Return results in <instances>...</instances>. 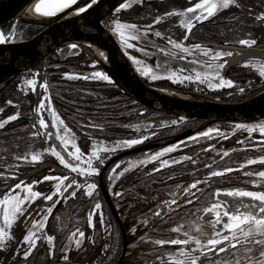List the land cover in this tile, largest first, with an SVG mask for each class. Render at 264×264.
<instances>
[{
	"label": "flooded vegetation",
	"instance_id": "1",
	"mask_svg": "<svg viewBox=\"0 0 264 264\" xmlns=\"http://www.w3.org/2000/svg\"><path fill=\"white\" fill-rule=\"evenodd\" d=\"M255 1L257 4L260 3L261 0ZM260 14H264V8L257 9L255 16H252L253 22L251 21V23H246L243 21L239 26L243 27L244 29H249L251 28L252 23H256L258 25L264 23L255 19V17ZM227 21H229V19L225 20V22ZM240 21L242 20L240 19ZM209 22H212L217 26V30L220 32L219 37L206 35L207 31L203 29V24ZM221 22L223 21L215 19L203 22L202 24H198L193 28V31L191 34H189V37L194 38L196 41H215L214 43H217L216 41L221 40L238 41L240 38H238L237 40H233L235 32L232 29L227 32L226 28L228 26L226 27L224 24L221 26ZM226 24L232 25L233 27L235 25V21ZM33 26H36V24L27 23L26 25L25 23H22V21L12 20L6 24L3 31L9 33L10 35L12 31L15 30L16 34L14 43H17L27 41L31 37L35 36L45 29L44 26L38 25V27H40L39 31L33 34ZM220 26L221 28L223 27L222 31L219 30ZM61 46H59L58 48H60ZM242 50L264 51V42H260L257 39V44L252 49L242 48L239 51ZM52 55L56 56L58 62L57 64L66 62L71 59L66 52L62 53L61 55L56 52ZM44 59L40 63H42ZM243 60L264 61L263 59L259 58L239 59L238 63L230 66L227 65L228 67L226 66L223 73L226 74L231 69L237 68L240 65V62ZM40 63H38L37 65H39ZM53 63H55V61H53ZM37 65L21 72L8 85L3 87L0 86V99L1 97L5 98V100L2 99L5 103L0 102L3 105L1 106L0 104V108H3L6 111L1 112V114L3 113V117H0V121L6 119L9 115H12L13 111L15 114V111L18 108V112L21 114L18 120L9 122L5 125V128L3 130H8L10 132L3 133L0 136H10L11 138V134H15L18 129L17 125L13 124L19 122L21 124H24L26 128L19 129V131L22 132V135L19 137V140L21 142L19 144H23L26 138V141L29 143L36 140L37 142L43 144V146L46 148V155L50 153L49 148L54 145L52 143V140L48 139L44 135L34 136L32 134V132L37 130L36 128H33L32 125L34 123L38 125V119L40 118V116H43L45 121H50V117L49 115H46L45 111L38 110V105L44 95L42 90V85L44 82H47L48 85L50 83L51 86L53 85L52 88L57 91L55 93L57 97L60 96L62 99H66L67 101H69L67 105H63L59 102L58 104L57 102H53V95L51 96V93H48L51 98L50 104L53 106L55 112L64 121V124L71 129L70 133L74 134V140H72V143H75L78 147H80L81 151L85 153V156H88L90 154L89 150L87 149L90 144L96 143L97 141H105L109 137L113 136L112 128L114 124H118V126L121 124L129 125L132 122L139 120L138 117L120 118L121 116H125V113H129V107H121V103L119 101L114 102L115 99L113 100V94L107 91V82L90 81L84 84L82 80H78L79 85L73 86V88H71V86L58 87L57 82H60L61 80L59 76L67 72L65 71L67 70V68H69V71H72L71 67L66 66L67 68H65L64 66L58 65V67L61 69L50 70L46 67L40 68L41 64L39 66ZM35 69L37 70L36 73L40 74L36 79V92L40 94L39 100L33 98V93L36 92L30 93L31 89H27L24 85V79H31L33 77H36L27 76L29 72ZM240 75V78L246 77L243 69H241ZM147 84L153 86L149 83ZM84 85H86L87 87ZM21 88H23V91H21ZM257 88L258 89L256 90L261 91L246 100H249L264 91V85H258ZM75 92L77 94H72L74 97L71 96V93ZM78 94H80L81 96H78ZM117 96H120L121 98L123 96L126 100L130 99V96L123 91H120ZM211 97L215 98L214 96ZM133 100L136 101L135 99ZM246 100L237 102H243ZM9 101H12V103L9 104ZM71 101L74 102L72 103ZM137 105L141 106V108H145V106L139 102ZM118 114L121 115L119 117H116V115ZM197 120L198 119L192 118L187 120L188 122L200 123L194 127H190L182 133L174 134L172 132L169 136H165L166 134H163V136H165V139L162 140L161 133L159 134L157 132V134L151 136L150 139L145 141L144 143L133 146L130 149L120 150L110 159H108L100 167V175L92 178L98 184L97 192L102 204L101 209L97 210L96 215L93 218L95 228H93L92 225L87 222V216L92 210L94 199L88 198L85 195H81L79 191L77 192V196L74 198H69L66 200L61 199L59 203L55 205L52 215L49 217L45 228L42 230V232L47 235L55 236V240L53 241L54 249L50 250V246L47 244L46 239L38 240L37 246L32 251V255L29 257V261L27 262V264H164V262L161 260V257H167L181 247L169 244H165L163 246L155 244V241L158 239H174L180 234L172 231L171 227L169 229L170 223L167 224V222H169L168 220H175L184 217L186 219L195 220L199 223L201 222L202 224L204 222L206 226L209 227V225L211 224L206 222L209 217L205 215L203 210L206 207H209L210 204L216 200V197L214 196V192L216 189H220L222 192L232 189L250 191L264 190V185H261V187L258 188L254 187L251 183H246L252 178L244 176L243 173L245 171L255 172L264 170V165H249L246 168H242L241 166L245 164L247 159L258 158L259 156L264 155V152L258 151L257 144H253L252 141H249L246 145L239 144V140L246 139V137L248 136L246 132L240 129L239 131L241 133L238 131L237 133L235 132L228 135L227 139H222L221 141L219 140L218 146H223V149L219 150L221 154L216 159L217 161H214L211 156H208L204 159H199V168H194L193 163L186 161L182 164L173 165L172 167L162 168L160 172L153 171V169L157 167V163H155V165L152 167V165L154 164L153 163L145 166L146 169H140L128 173L124 177H120L116 180V188L109 190L110 182L107 180V177L110 174L111 168L114 167L115 164L119 163L121 165V169H123L129 165V162L137 158L136 156H139L144 151L145 153L153 151L155 153L165 146L175 144L194 135V133L198 132L199 130L194 132L193 130L200 127L204 123V120ZM259 121H264V118L247 123H255ZM219 123H226L230 125L237 124L229 122ZM88 124H97L100 127H85V125ZM191 124L192 123H188L182 128L187 127ZM41 132L43 133L44 130L42 129ZM185 134L187 135L182 138H178L179 136ZM167 137L169 138L167 139ZM252 140L256 142H259L261 140L258 132L252 134ZM72 143L69 144V150L74 151V149H72L71 147ZM16 144H18V142ZM233 148L237 149V151L232 152L231 149ZM201 150L203 151L202 154H210V150L206 151L207 148H202ZM62 151L65 152V149ZM224 151H229V156H223L222 153ZM28 152H25L23 154H26L29 159L31 158L32 151L30 150ZM192 157L194 159L197 158L194 157V155ZM10 159L11 161H7L5 163L0 162V173H5L6 171L12 173L10 178L4 179V177H0V199H3L5 194L22 195V193L19 192V189H17L15 193L11 192V188L14 187L17 182L29 183L33 186L34 190H38L43 194L45 192V195L50 194L49 189L53 188V181H43V177L49 172L54 175L61 173L69 174L70 179L76 178L78 181L84 180V177H76L75 173H71L69 169H64L63 166L59 164V161H47L34 168L29 169L30 165L28 161L21 160L20 163H17V157L15 156H13L14 161L11 156ZM207 164H212L213 168L216 164H219L218 168H214L216 170H221L228 167L240 170L233 171L231 173L226 172L225 176L223 177L212 178L211 183L213 187L211 189H206L205 193H198V195H200L201 197L200 199L192 197L193 203H184L187 196L189 195L186 190L188 189L190 184L198 179H204V177L207 176V174L212 170L206 167ZM94 166H96V163ZM121 169H117V172H119ZM38 181L43 182L37 183ZM65 182V184L68 183L67 181ZM200 187L204 186L200 185ZM164 188L170 189L173 195H171L170 197H162L160 191ZM117 189L125 193V195L119 198V200L114 198L112 195V192ZM71 190L72 189H69V191ZM158 192L160 193V195L157 197ZM146 194H151V198L146 197ZM95 195L96 194L94 193V197ZM54 199H56V197H54ZM173 199L181 201L182 206H177L174 204L172 205V207H168L165 204V201L170 202ZM37 200L39 201L34 203V205H32L28 209V211H25L23 216L17 215V217L14 219V223L11 229V235L13 236V239L8 242L6 247L0 250V264H26V262L23 261L22 255L24 247L26 246L22 247V241L19 242L18 240L22 236L21 233L26 230L24 226L28 227L29 223L32 224L33 221L40 220V212L46 209L52 203L50 201L44 200V197H39ZM146 200H148L147 206L146 204L144 206ZM224 200L227 204V201L229 199L224 198ZM154 210H160L161 215L159 217L154 216ZM100 212H103L105 216V222L103 225L98 222ZM29 216L31 217L30 220L27 219ZM24 217L26 219H23ZM56 217H59V219H56ZM146 217L148 218L147 226L141 223V221ZM200 217H204V219L201 220ZM21 219L22 221H24L22 224ZM25 220H27L28 224H25ZM171 223L174 224L175 222L171 221ZM106 227L111 231V235H109L108 232L105 231ZM134 227L136 228L135 234L132 233V228ZM17 228H19V230H17ZM77 229L82 230L85 233V237L81 242V246L77 248V246L74 245V247H69V250L65 251L64 246L66 245V239L73 232H77ZM208 232V229H206L205 237L202 239L209 238ZM141 236H143L144 239H140ZM76 238H78V232ZM239 247L240 251L238 255L241 258L245 257L244 255H258L257 248V250L253 253H246V251H241L242 245ZM47 250L49 253L47 252ZM17 252H20L21 255L17 256ZM64 255L69 256L68 261H65L63 259ZM220 255L225 259L228 258V253H221ZM245 264H247V261L245 262Z\"/></svg>",
	"mask_w": 264,
	"mask_h": 264
},
{
	"label": "snow or ice",
	"instance_id": "2",
	"mask_svg": "<svg viewBox=\"0 0 264 264\" xmlns=\"http://www.w3.org/2000/svg\"><path fill=\"white\" fill-rule=\"evenodd\" d=\"M143 0H121L120 4L116 6L114 10L116 13H119L121 9H129L133 4H142ZM78 4V0H40L39 3H36L35 8L37 13L43 17H55L59 13L65 12V10L72 9V12L67 13V16L70 17L73 13L82 19L86 25L100 30L101 26L104 28L110 29L113 34L119 37L120 44L125 50L124 54L127 56L128 60L134 66V70L142 77L150 78L151 81L166 79L171 81L174 84H185V82L198 85L197 90L200 91L199 85L203 84L212 91H217L224 88H234L233 81L231 79H226L222 73L225 70L226 66L229 64L231 58L243 55L242 53L234 52L228 48H222L214 50L208 47H202L201 44H189L185 46L183 42H177V40L168 38V43L171 44L172 49L176 50L173 52H166L165 49L160 48V52H164L165 55H177L182 54L181 59H186L187 57L193 56L195 52H199L200 55L208 57L206 61V68L208 71H195L194 74H184L185 70L183 68L178 71H170L166 74L154 73L152 68L146 65H143V62L132 55H128L127 49L135 48L136 51L142 52L144 55H149L144 48H138L136 45L130 41H138L140 36V28L136 24L123 23L119 18H116L112 21L110 25L107 20L109 13L103 12V3L101 0H83L78 7H73ZM236 8L243 10V0H199L195 3L194 6L187 7L184 11H167L164 16H159L154 20V24H148L144 26L143 35L146 37L154 25H159L166 17H184L185 21L182 22V26L186 29V33L183 37V40H188V35L192 33L193 28L196 23L202 24L204 21L209 20V18L218 14L221 10H228L230 8ZM91 10V11H90ZM86 14V15H82ZM188 14H193L191 18L188 17ZM64 19L65 17H60ZM256 20L264 22V14H260L255 17ZM155 37L163 39V33L161 31H155L152 33ZM64 39H68L64 37ZM15 42V31L12 32V35L6 34L5 31L0 30V46L6 45L7 43ZM239 45L246 46L248 49H252L256 44L257 40L251 36L249 38L239 39L237 42ZM92 47V44H89V48ZM69 48L76 50L78 48L77 43H71ZM247 55H254V53H248ZM100 56L104 57V60H108V56L105 55L103 51H100ZM23 59V58H20ZM191 64H198L197 59H192ZM238 63V62H237ZM246 67L248 65H245ZM92 68H96V62L94 61L91 65ZM157 67H160L157 65ZM260 76L264 77V68L260 70ZM39 73H36L35 76H39ZM68 79H84V80H98L104 81L108 84L115 85V81L104 71L95 70L92 71L90 76L88 75H68ZM24 85L31 89L32 92L36 91L37 80L35 77L31 79H25ZM251 87V84H249ZM43 98L38 105L39 111H48V104L45 101L50 103L49 85L47 82H44L42 85ZM23 91V88H21ZM238 91L241 95L245 94V87H238ZM9 104L12 101L8 102ZM3 110L0 109V112ZM143 115V112L140 113ZM21 114L16 112L15 114L9 115L6 119L0 121V129H4L5 125L9 122L16 121L20 118ZM51 123L53 126L60 125L63 127H56L55 133H53L49 128V123H46L43 116H40L38 119V125L33 124L32 127L37 130L33 133L34 136L44 135L48 139H54L59 142V145L65 149L67 156L71 159H66L65 155L62 154L57 146L53 145L49 148V151L52 156H54L59 164L63 166L64 169H69L71 173H75L76 177H84L83 181H78L76 178H71L69 174H57V175H46L43 177V181H56L55 191L52 194H43L38 190H34L33 186L29 183L17 182L14 187L11 188V192L15 193L19 189L22 193L16 195L5 194L3 199H0V216L3 217V223L0 224V250L6 246V241H11L13 236L10 234L9 229L12 227L14 218L19 215L23 216L26 208L25 205H29L32 202V198L44 197V200L52 202L50 206L40 212L41 219L38 221H33L31 228L27 231L26 235L22 238V247H24L23 261H29V257L32 255V251L37 246V241L41 239H46L47 244L50 246V250L54 249L53 241L55 240L54 235H47L42 232L41 236L37 235L38 230H43L46 226V223L49 217L52 215L55 205L59 203L61 199H69L77 196L79 191L81 195H85L88 198L94 199L92 205V210L87 216V222L95 228L93 223V218L96 215L97 210H100L102 207L101 201L99 199V194L97 192L98 184L92 179L95 176L100 175V167L113 155H115L119 150L130 149L133 146L140 145L145 141L149 140V135H143L142 137L132 138V139H122L116 140L112 143L111 146H104L102 148H96L93 144L91 154L85 159V153L81 151V148L78 147L75 143H72L71 147L74 151L69 150V140L68 136L71 132V129L68 128L62 119L56 114L55 110L51 111ZM187 123V118L184 116H179L177 119H172L171 121L162 122L161 126L170 127L177 126L179 127L182 124ZM127 127V125H125ZM85 127H100L97 124H88ZM148 128H152V125H148ZM40 129H43L42 133ZM235 129L243 130L248 134L246 139L239 140L238 143L241 145H246L249 141H252L253 144H257V150L264 152V121H259L255 123L241 122L235 125ZM102 130V129H101ZM135 130L140 131V126L136 125ZM261 137L259 142L252 140V134L257 133ZM155 132H152V135H155ZM227 139L228 136L225 133H222L221 130L217 127H209L204 131L192 135L188 138L189 142L196 144L201 143L202 139ZM182 145L186 146L185 142H178L161 148L156 151L154 154H144L145 159H141L137 162L139 165H146L148 162H159V166L153 169L154 172H160L162 168L172 167L173 165L182 164L183 162L196 163V160L190 155H184L182 158H172V159H163L167 154L177 152L182 149ZM210 150V149H209ZM208 151V150H206ZM232 152L237 151V149H231ZM103 152L102 156L100 153ZM220 152H217V155H220ZM223 156H229V151H224ZM21 157H18L20 159ZM25 161H28V156L25 155L22 157ZM40 156L33 154L31 156L30 162H38ZM94 161L96 166H93ZM131 163V162H129ZM264 165V155L259 156L258 158L247 159L245 164L242 165V168H246L249 165ZM207 168L212 169L204 179H198L195 182L191 183L188 189L186 190L189 194L184 201V203L191 204L193 203L192 197L200 199L198 193H205L206 189H211L213 187L211 181L212 178L223 177L226 172L231 173L233 171H238L240 169H234L228 167L221 170H216L213 168L212 164H207ZM117 169H121L119 163L115 164L111 168L110 174L107 177L109 183V190L116 188V180L120 177H123L125 172L129 170L128 167L121 169L117 172ZM54 171V170H53ZM244 176H247L250 179L246 183H251L254 187H261L264 185V170L259 171H245ZM14 178V177H13ZM7 179V177H5ZM43 181H38L41 183ZM65 181L68 183L65 184ZM203 185L204 187H200ZM63 187V190H61ZM69 189H72L69 191ZM82 190V191H81ZM94 193L96 194L94 197ZM114 198L119 200V198L125 195L124 192L119 189L112 192ZM216 200L209 207H206L203 211L205 215L209 218L206 221L210 223L214 231V236H211L207 239H201L190 235L188 230L184 229V225L173 228L172 231L180 233L184 238H174V239H158L155 241V244L163 246L165 244L181 246L177 251L168 255L167 257H161V260L164 264H241V257L238 255L241 245L244 246L246 253L255 252L256 246H259L258 255H247L244 259L247 261V264H264V190L259 191H250V190H241V189H232L221 191L216 189L214 192ZM56 197V199H54ZM222 197L231 198L227 203L231 204V208L226 207V202ZM165 204L168 207L172 205L182 206L181 201L173 199L172 201H165ZM11 205L10 210H6L7 206ZM153 215L159 217L161 215L160 210H154ZM28 220L31 219L29 216ZM59 219V217H56ZM201 220L204 217H200ZM98 222L104 224L105 216L103 212H100ZM110 223V222H109ZM142 224L147 226L148 218L146 217L141 221ZM27 224V220H25ZM105 231L111 235L109 228H105ZM195 231L200 233L201 228L195 227ZM78 238L75 243L77 248L81 246V242L85 237V233L82 230L77 229ZM77 232H73L72 236H77ZM136 228H132V233L135 234ZM203 235V233H201ZM140 239H144L143 236ZM94 243V241H93ZM107 250V246H106ZM228 253V258L225 259L220 254ZM211 254V255H210ZM17 256L21 255L20 252L16 253ZM63 259L65 261L69 260L68 255H64Z\"/></svg>",
	"mask_w": 264,
	"mask_h": 264
},
{
	"label": "rangeland",
	"instance_id": "3",
	"mask_svg": "<svg viewBox=\"0 0 264 264\" xmlns=\"http://www.w3.org/2000/svg\"><path fill=\"white\" fill-rule=\"evenodd\" d=\"M197 2H199V0H143L142 4H133V6L129 9H121V11L119 13H116L113 10L112 12H110V15H108L106 18H107L108 23L110 25L112 24V21L114 19L119 18L121 20V22H123V23L136 24L140 28V32L138 33V35L140 36V39L138 41H130V42L133 43L134 45H136V47H138V48H144L145 51L149 53V55H144L142 52L136 51L135 48L127 49V53H128V55H132V56L136 57L137 59L141 60L143 62V65L151 67L154 73L166 74L167 72L178 71L179 69L183 68L185 70L184 74H186V75L187 74H194L195 71H201V72L208 71V69L205 66L206 61H208V57L200 55L199 52H195L193 56L187 57L186 59H181L182 54H177L175 56L165 55L164 52L159 51L160 48L165 49L166 52L176 51V50L172 49L171 44L168 43L169 37H171V39H173V40H177V42H183L185 44V46H188L189 44L199 43L202 45V47H208V48H212L214 50L222 49V48L226 47L228 49H231L234 52H238L240 49L247 48V47L243 46V45H239L237 43L238 41H222L221 40V41H216L217 43H214L215 41H202V40L196 41L194 38L189 37V35H188V40L184 41L183 37L186 33V29L182 26V22L185 21L184 17H175V16L174 17H166L161 22V24L154 25V27L151 29V31L149 32V34L146 37L143 35V31H144V26H147L150 23L154 24V20L159 16H164V14L167 11H184L187 7L194 6L195 3H197ZM237 11H238V9H236L234 7L230 8L228 10H221L218 12L217 15L209 18V20L217 19L219 21L225 22V20H227V19H229V20L233 19L235 21V25L233 27H232V25H228V27L226 26L227 32L231 29L235 32L233 40H237L238 38H240V39L249 38V36H251V37L255 38L256 40L258 39L260 42L261 41L264 42V23H262L260 25H258L256 23H252L251 28L244 29L243 27H241L239 25L243 21L247 20V18H245L247 16L241 17V15H236L234 17L235 12H237ZM232 14H234V15L232 16ZM192 15L193 14H188V17L191 18ZM249 17H251V16H249ZM240 19L242 21H240ZM209 20H207V21H209ZM204 22H206V21H204ZM22 23H25L27 25L26 22H22ZM198 24H200V23H196V25H198ZM221 26H220L219 30L222 31L223 27L221 28ZM37 27H38V25L33 26V28H32L33 34L39 31L40 27H38V28ZM108 30L113 34V32L110 29H108ZM13 31H15V30H13ZM155 31H161L163 33L164 38L161 39V38L155 37L152 34ZM6 34L9 35V33H6ZM15 34H16V31H15ZM11 35H12V33L10 34V36ZM113 36L115 37V39L117 38L116 41L119 44V46H121L120 41H119V37L115 34H113ZM71 43H74V42L63 44L60 48L55 50V53L57 52L60 55L64 52H66L71 58L68 61L57 64L58 62H57L56 56H53L51 54L48 57H46V59H44V61L42 63H40L42 66L39 64L40 68L46 67L47 69L49 68L50 70L61 69L58 67V65L64 66L65 68H67L66 66L71 67L72 71H69V68H67V70H65L67 72H65L64 74H61L59 76L61 78V80H60V82H57L58 87L71 86V88H73V86L79 85L78 80H82L84 82V84L87 82H90V81L98 82V80H91V79H89V80L68 79L66 74L73 75V76H76V75H88V76H90L91 72L95 71V70L104 71L107 74H109L108 70L104 67L103 63L100 61V59H98V57H96V54L94 52H92V50H90L89 48H87L84 45L79 44V43H77L78 48L76 50H73V49L69 48V45ZM121 48H122V46H121ZM192 59H197L199 61V63L195 64V65L191 64L190 61ZM53 61H55V63H53ZM94 61L96 62V68L95 69L91 67V65ZM39 65H37V66H39ZM157 65H159L160 67H157ZM245 65H248V66L246 67ZM262 68H264V61H255V60H243V61H241L240 65L237 68L231 69L226 74L222 73V75L226 79H231L233 81L234 85H236V87L231 88V89L224 88V89H220L217 91H212V90L208 89L206 87V85H203V84L199 85V88L201 90L198 91L197 90L198 85L188 83V82H185V84L182 85V84H174L171 81L166 80V79L151 81L150 78H146V77H141V78L143 80H145L147 83L153 85L154 87H156L158 89L174 91V92H177L180 94H182V93H194V94H202V95L206 94V95L214 96L215 98H218L220 100L229 101V102H231V101L237 102V101H241V100H246V99L252 97L253 95H255L256 93H258L259 91H261V90H256V89H258L257 88L258 85H264V77H261L259 74L260 70ZM241 69H243L244 74L246 75V77H244V78H240ZM36 72H37L36 69L32 70L31 72H29L27 74V76H35ZM35 78L37 79V76ZM249 84H251V87L249 86ZM49 85H50V87H49L50 92H48V93H51V96L53 95V97H54L53 102H57V103L59 102L63 105H67L69 103V101H67L66 99H62L60 96L57 97V95L55 94L57 91L52 88L53 85L51 86V83ZM104 85H106V84H104ZM84 86H86V85H84ZM107 86H108L107 91L109 93H112L114 96V98H113V100L115 99L114 102L119 101L121 103V107H125V108L129 107V113H125L124 114L125 116H123V117L121 116L120 118L138 117L139 122L138 121L132 122L131 124L127 125V127L125 126V124H121L119 126H118V124H114L113 128H112V130H113V136L112 137H109L105 141H97L96 143H93V144H95L96 148H98V149L102 148L104 146H111L112 143L116 140L138 138V137H142L143 135H149V137L154 136V135H152V132H155L156 134H157V132L159 134L161 133L162 140H164L165 139L164 137L169 136L170 133H172V132L174 134H176V133L179 134V133H182L183 131L189 129L190 127H194L200 123V122H188L187 121L186 124H188V123H192V124L187 126V127H184V128H182V127L186 124H182L179 127H177V126H170V127L161 126L162 122L171 121L172 119H177L178 117L173 116V115H168V114H165V113H162L159 111H154V110H151L147 107L141 108V106L137 105L138 102L134 101L131 97L129 100H126L123 96H122V98L120 96H117L118 93L120 91H123V90L116 83H115V85L107 84ZM238 87H245L246 91H245L244 95H241L239 93ZM26 88L30 90V88H28L27 86H26ZM80 89H82V88H80ZM83 90H85V89H83ZM36 91H37V89H36ZM3 92H4V90H3ZM52 92H54V93H52ZM30 93H33V92L30 91ZM60 93H62V92H60ZM33 94H34L33 98H35L36 100H39L40 94L38 92L33 93ZM72 94L76 95L77 93L76 92L71 93V96H73ZM58 95H59V92H58ZM79 95L80 94H78V96ZM87 95H89V94H87ZM86 97H88V96H86ZM2 99L5 100L4 97L3 98L1 97L0 102L4 101ZM50 102H51V98H50ZM71 102L73 103L74 101H71ZM3 103H5V102H3ZM45 103L48 104V111H45L46 115H49V117H50V121L48 120V121H46V123H49L50 130L53 133H55L56 127H63V126H60V125L53 126V124L51 123V111L54 108L49 102L45 101ZM1 106H3V105L1 104ZM0 109L5 111L3 108H0ZM18 109H16L15 113L18 112ZM141 112H143L142 116L140 115ZM2 114L0 112V117H3ZM12 114H14V111L12 112ZM121 114L116 115V117H119ZM189 119H191V118H187V120H189ZM13 125H17L18 129H17V132L15 134H11V138H10V136H8V137L0 136V162L1 163L11 161L10 156L12 157V159H13V156L17 157L16 162L20 163L21 160H24L22 157L26 155L23 153L28 152L30 150L32 151L31 156L33 154H37L40 156V159L38 162H30L31 158H29L28 159V163L30 165L29 169L34 168V167H36L42 163H45L47 161L58 162V160L54 156H52L51 153L46 155L45 154L46 148L43 146V144H41L40 142H37L36 140L29 143L26 141V139H27L26 138L25 142H23V144H19V143H21L19 140V137L22 135V132L19 131V129H26V128H25L24 124H21L19 122L14 123ZM136 125L140 126L139 132H137L135 130ZM148 125H152L153 127L148 128L147 127ZM209 127H217L221 130L222 133H225L227 136L230 134H233L235 132L237 133L239 131V129H235V125H230V124L218 122V123H213V124L203 128V129L199 130L198 132L194 133V135H196L197 133H199L201 131L206 130ZM29 128H30V126H29ZM41 131H42V129H41ZM8 132H10V131L0 129V135H2L3 133H8ZM34 132H32V134ZM163 134H166V135L163 136ZM168 138L169 137H167V139ZM188 138L182 140L183 142L186 143V146L182 145L181 150L174 152V153L167 154L165 157H163V159L182 158L184 155H190V156L194 155V157H197V158H195L196 163H193L194 168L200 167L199 163H198L199 159H204L208 156L209 157L211 156V158L214 161H217L216 159L219 156V155H217V152H219V150L223 149V146H220V145L218 146L219 140L221 141L222 139H217V138H214L211 140L202 139L201 143L196 144L193 142H189ZM11 139H12V142H11ZM50 140H52V143L55 146H57L58 150L62 154L65 155L66 159H69V160L71 159L70 157L67 156L66 152L62 151V150H64V148H62V146L59 145L58 141H55L54 139H50ZM68 140H69V144H71L72 140H74V134L73 133L69 134ZM182 141H179V142H182ZM17 142H18V144H16ZM11 144H12V147H11ZM93 144H90L87 147L90 154H91V151L93 150V148H92ZM202 148H207L208 151L210 149V154H208V155L202 154L203 153V151L201 150ZM28 153H30V152H28ZM100 154L102 156L104 155L103 152H101ZM144 154H154V151L149 152V153H147V152L145 153V151H144L139 156H136L137 158L133 159L131 161V163H129V165L127 166L129 168V170L127 172H125L124 176L128 173H131V172H134V171H137L140 169H146L145 166H148V165L153 164V163L154 164L152 165V167L155 165V163H157V166H159V162H148L146 165H139L138 166L137 162L141 159L146 158L144 156ZM88 156H85V159H87ZM18 157H21V158L18 159ZM13 161H14V159H13ZM95 163L96 162L94 161L93 166L95 165ZM218 166H219V164H216L214 166V168H218ZM220 166H222V165H220ZM11 174L12 173H10L9 171L8 172L6 171L5 173H0V177H4V179H5V177L10 178ZM47 175H54V174L49 172ZM56 183H57L56 181H53V184H54L53 188L49 189L50 194L53 193V191L55 190ZM62 190H63V188H62ZM19 192H21V191L19 190ZM160 193H161L162 197H164V196L170 197L171 195H173V193L171 192L170 189H165V188L163 190H161ZM160 193L159 192L157 193V197L160 195ZM44 194H45V192H44ZM151 196H152L151 194H146V197L151 198ZM41 197H43V196H41ZM224 198H228V197H222V199H224ZM37 199L38 198H32V202L30 203V206L27 204L25 205L26 211H28V209L32 205H34V203L39 201ZM228 199H229L228 201L231 200V198H228ZM147 201L148 200H146V202L144 203V206H145V204L147 206ZM214 202L215 201H213L212 203H214ZM226 207L230 209L231 204L227 203ZM10 209H11V205H8L6 210H10ZM23 219H26V218L24 217ZM39 219H41V217ZM168 221L169 222H167V224L170 223L169 229H170V227L173 229V228L179 227L180 225H184V229L188 230L190 235H192V236L199 237L202 239L205 237L206 229H208V231H209L208 232L209 237L214 236L215 230L212 228L211 225H209V227L206 226V224L203 221L202 222L204 225L201 222L199 223V222H196L195 220L186 219L184 217H181V218H178L175 220L170 219ZM171 221H173L175 223L172 224ZM23 222L24 221H22V219H21V224ZM2 223H3V217L0 216V224H2ZM195 227H200L201 232L200 233L196 232ZM19 228H17V230H19ZM24 228L26 230H24L21 233L22 236L19 238V240H18L19 242L22 241L23 236L26 235L27 231L31 228V224L29 223L28 227L24 226ZM11 229H12V227L9 229L10 234L12 231ZM41 232H42V230H38L37 235L41 236ZM201 233H203V235ZM176 238H184V237H182L181 234H179ZM76 239H77L76 236L73 237L72 234L69 235V237L66 239V245L64 246V250L67 251V250H69V247H71V248L74 247V245H76V243H75ZM8 242L9 241H6V245L8 244ZM241 248H242L241 251H245L243 245ZM256 248L259 251V246H256ZM47 252H48V250H47ZM244 256H247V255H244ZM245 262H246V260L244 259V257H242L241 258V264H245Z\"/></svg>",
	"mask_w": 264,
	"mask_h": 264
},
{
	"label": "water",
	"instance_id": "4",
	"mask_svg": "<svg viewBox=\"0 0 264 264\" xmlns=\"http://www.w3.org/2000/svg\"><path fill=\"white\" fill-rule=\"evenodd\" d=\"M33 1L35 0H0V28L4 29L8 22L17 20ZM101 2L103 12L109 13L120 4L121 0H102ZM80 3L73 7H78ZM71 11L72 9H68L61 15L46 17L39 21L22 20V22L44 26L45 29L27 41L0 46V86L8 85L17 75L40 63L64 43L87 42L100 46L107 52L109 66L100 61L116 84L131 98L149 109L168 115L204 120L203 125L194 129L193 132L217 122L241 123L264 118V91L243 102H226L194 93H191L193 97L188 99L166 95L167 93H163L160 89L148 85L138 75L107 28L101 26L97 31L86 25L79 16L71 19L60 18ZM238 53L243 55L233 57L228 66L244 58L264 60V51L242 50ZM248 53H254V55H247Z\"/></svg>",
	"mask_w": 264,
	"mask_h": 264
},
{
	"label": "bare ground",
	"instance_id": "5",
	"mask_svg": "<svg viewBox=\"0 0 264 264\" xmlns=\"http://www.w3.org/2000/svg\"><path fill=\"white\" fill-rule=\"evenodd\" d=\"M102 1V0H101ZM40 0H35L33 1L32 4H30L25 10L24 12L22 13V15L17 19L18 21H35V20H41L43 18H46V17H43L41 16L39 13H37L36 11V8H35V5L36 3H39ZM78 2H83V0H78ZM67 11V10H65ZM72 12V11H71ZM64 13V12H63ZM62 13H59L58 15H61ZM83 15V14H82ZM63 17H65L64 19H71V18H75V17H78L75 13H73L70 17L67 16V14H65ZM6 26V25H5ZM0 30L3 31V28H0ZM117 39V38H116ZM82 45H84L85 47L89 48V44L91 43H87V42H82L80 43ZM121 47V46H120ZM92 50V52H94L96 54V57H98V59L102 60L103 62H105L108 66H109V58L107 61L104 60V57L100 56V51H103L105 53V55H107V52L100 46H97V45H94L92 44V47L89 48ZM122 49V48H121ZM123 50V49H122ZM124 52V50H123ZM142 77V76H141ZM160 91H162L163 93H167L166 95H172V96H178L182 99H188V98H192L193 97V94L191 93H177V92H174V91H169V90H163V89H160Z\"/></svg>",
	"mask_w": 264,
	"mask_h": 264
},
{
	"label": "trees",
	"instance_id": "6",
	"mask_svg": "<svg viewBox=\"0 0 264 264\" xmlns=\"http://www.w3.org/2000/svg\"><path fill=\"white\" fill-rule=\"evenodd\" d=\"M259 8H264V0H261L260 3H257V4H256L255 0H243V10L238 9V11L235 12V15L232 14V16L233 15H234V17L236 15H241V17L247 16V17H245V18H247V20H245L244 22L251 23L252 18H253L252 16H255L257 9H259ZM249 16H251V17H249ZM233 21L234 20L232 19V20H229L227 22H221L220 24L221 25L224 24L225 26H228V24H226V23H232ZM203 29L205 31H207V33H206L207 36L219 37V35H220L219 31L217 30V26L212 22L203 24ZM54 53H55V51L52 52L51 54H54Z\"/></svg>",
	"mask_w": 264,
	"mask_h": 264
}]
</instances>
